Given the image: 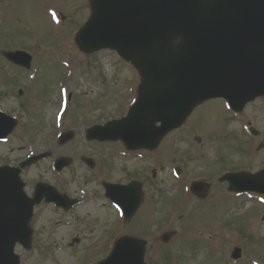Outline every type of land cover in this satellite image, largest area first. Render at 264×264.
I'll list each match as a JSON object with an SVG mask.
<instances>
[{
  "label": "rangeland",
  "instance_id": "obj_1",
  "mask_svg": "<svg viewBox=\"0 0 264 264\" xmlns=\"http://www.w3.org/2000/svg\"><path fill=\"white\" fill-rule=\"evenodd\" d=\"M48 10L53 19L60 17L57 27ZM89 13V0H0V108L18 122L0 142V164L17 165L30 153L49 151L50 157L22 172L27 193L41 181L79 199L67 210L44 201L36 205L30 249L15 247L21 264L95 263L125 234L146 239L149 264H264V195L236 194L219 181L229 171L263 167L264 97L238 113L222 99L206 100L153 151L123 155L116 143L88 141V127L127 111L141 80L114 51L78 47L75 33ZM10 49L28 51L31 68L3 58L1 51ZM249 126L260 135L252 136ZM66 130L75 132L71 147L58 144ZM259 143L263 147L256 150ZM58 156L73 160L56 171ZM135 178L143 181L145 196L126 222L101 182ZM193 181L205 186L202 194L191 192ZM167 231L171 237L163 243ZM73 237L79 242L69 246ZM234 246L241 249L238 260L230 258Z\"/></svg>",
  "mask_w": 264,
  "mask_h": 264
},
{
  "label": "water",
  "instance_id": "obj_2",
  "mask_svg": "<svg viewBox=\"0 0 264 264\" xmlns=\"http://www.w3.org/2000/svg\"><path fill=\"white\" fill-rule=\"evenodd\" d=\"M91 7L89 20L77 34L80 46L87 51L116 50L136 64L144 80L127 116L91 128L90 138H121L132 148L151 149L204 99L222 96L240 110L247 101L264 95V0H92ZM4 55L24 65L30 61L24 52ZM13 124L12 118L0 113V137ZM71 135L65 133L62 141ZM45 156H32L20 165ZM66 164L61 159L55 167L60 170ZM19 171L0 168V264H20L14 245L29 244L32 230L27 223L34 203L43 196L64 207L73 203L42 183L37 184L35 197L28 198ZM224 179L231 190L264 193V169L256 174L229 173ZM104 185L106 195L131 218L143 196L142 184ZM203 189L193 184L194 191ZM168 238V233L163 234L165 242ZM145 246L143 240L122 237L98 264H144ZM239 256L240 249L235 248L232 257Z\"/></svg>",
  "mask_w": 264,
  "mask_h": 264
}]
</instances>
